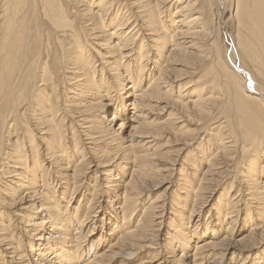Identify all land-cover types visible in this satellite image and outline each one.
<instances>
[{
	"label": "bare ground",
	"instance_id": "bare-ground-1",
	"mask_svg": "<svg viewBox=\"0 0 264 264\" xmlns=\"http://www.w3.org/2000/svg\"><path fill=\"white\" fill-rule=\"evenodd\" d=\"M0 264H264V0H0Z\"/></svg>",
	"mask_w": 264,
	"mask_h": 264
},
{
	"label": "rangeland",
	"instance_id": "rangeland-1",
	"mask_svg": "<svg viewBox=\"0 0 264 264\" xmlns=\"http://www.w3.org/2000/svg\"><path fill=\"white\" fill-rule=\"evenodd\" d=\"M224 25L225 26H223L224 27V30H223V33H222L223 37L221 39V42L223 44H225V46L227 48V52H228V54H230V51H231V43H230V38H229V35H230L229 34L230 33V27L228 26L227 23L224 24ZM239 74H240V77H242V78L244 77L243 73L240 72ZM246 85H249L248 82H247ZM250 88H252V86H250ZM249 92L255 93V91L253 89H250Z\"/></svg>",
	"mask_w": 264,
	"mask_h": 264
}]
</instances>
